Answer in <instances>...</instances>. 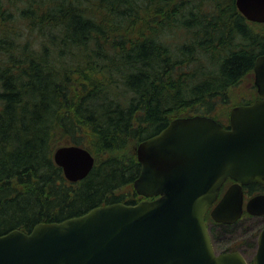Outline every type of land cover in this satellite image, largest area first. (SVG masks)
<instances>
[{"label": "trees", "instance_id": "obj_1", "mask_svg": "<svg viewBox=\"0 0 264 264\" xmlns=\"http://www.w3.org/2000/svg\"><path fill=\"white\" fill-rule=\"evenodd\" d=\"M262 54L234 0H0V236L143 200L134 148L176 118L226 127ZM64 145L93 155L83 180L53 162ZM205 221L212 242L238 223Z\"/></svg>", "mask_w": 264, "mask_h": 264}, {"label": "water", "instance_id": "obj_2", "mask_svg": "<svg viewBox=\"0 0 264 264\" xmlns=\"http://www.w3.org/2000/svg\"><path fill=\"white\" fill-rule=\"evenodd\" d=\"M251 23H264V0H234ZM258 98L233 107L227 127L209 116L171 120L143 140L135 153L141 170L132 183L144 198L112 203L61 222L38 223L0 236V264H248L238 252H215L205 215L233 224L242 214L241 186L264 185V54L253 66ZM53 162L69 182L83 180L93 155L60 146ZM234 181L220 200L223 183ZM249 214L264 215V195L251 198ZM253 264H264V228Z\"/></svg>", "mask_w": 264, "mask_h": 264}, {"label": "rangeland", "instance_id": "obj_3", "mask_svg": "<svg viewBox=\"0 0 264 264\" xmlns=\"http://www.w3.org/2000/svg\"><path fill=\"white\" fill-rule=\"evenodd\" d=\"M253 80L254 75L248 74L238 85L230 89V103L228 106L221 108L224 110L227 109V111L218 117L224 125L228 124L229 112L232 107L242 105L256 98L257 92ZM263 227L264 217L241 219L235 227L225 232H223L220 226H216L213 247L217 252H224L228 249L239 251L249 263H252L258 236Z\"/></svg>", "mask_w": 264, "mask_h": 264}, {"label": "flooded vegetation", "instance_id": "obj_4", "mask_svg": "<svg viewBox=\"0 0 264 264\" xmlns=\"http://www.w3.org/2000/svg\"><path fill=\"white\" fill-rule=\"evenodd\" d=\"M234 184V181L227 179L223 185L221 186L219 193H218V199L217 201L214 203V206L216 205V203L220 200V198L223 196V194L226 192V190ZM241 193H242V214L239 220L241 219H250V218H263L264 215L261 216H255V215H251L247 212L246 210V205L247 202L256 196L259 195H264V185H259V184H248V185H244L241 186ZM144 199V198H143ZM211 210V209H210ZM210 210L207 212V214L205 215V218H210ZM212 220V219H211ZM239 220H237L235 223L239 222ZM213 223H215L213 221ZM215 224H220V223H215ZM234 224V223H233ZM264 228V227H263ZM262 228V229H263ZM213 243V242H212ZM216 251V250H215ZM229 252V251H227Z\"/></svg>", "mask_w": 264, "mask_h": 264}]
</instances>
